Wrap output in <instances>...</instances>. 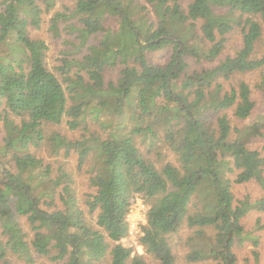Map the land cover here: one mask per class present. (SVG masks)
Listing matches in <instances>:
<instances>
[{
    "label": "trees",
    "instance_id": "1",
    "mask_svg": "<svg viewBox=\"0 0 264 264\" xmlns=\"http://www.w3.org/2000/svg\"><path fill=\"white\" fill-rule=\"evenodd\" d=\"M60 1L0 0L1 264H12L10 253L27 264H176L173 236L187 228V264H237L235 245L258 244L242 219L264 210V199H237L230 173L237 169L235 182L255 180L264 189V158L244 136L231 137L226 112L216 127L208 113L232 108L248 119L256 107L249 83L224 91L223 81L264 67V0H190L187 9L184 0H148L159 14L155 29L144 14L133 18L132 0H76L70 16L79 19L82 46L106 30V15L121 22V44L107 55L96 45L63 58L55 67L61 77L46 64V41L32 34ZM54 13L56 27L66 14ZM186 23L198 32L172 33ZM236 27L242 45L221 57ZM167 44L168 63L151 64L146 51ZM118 57L124 67L116 82H106L105 67ZM189 58L217 64L190 72ZM256 86L264 92L263 71ZM102 113L113 117L104 123ZM91 115L108 129L106 137L91 130ZM63 123L84 133L69 138L54 128ZM263 128L264 111L245 132L262 135ZM165 146L171 160L161 153ZM44 148L77 155V170L89 175L82 199L67 161H46ZM138 197L146 207L143 253L123 243Z\"/></svg>",
    "mask_w": 264,
    "mask_h": 264
},
{
    "label": "rangeland",
    "instance_id": "2",
    "mask_svg": "<svg viewBox=\"0 0 264 264\" xmlns=\"http://www.w3.org/2000/svg\"><path fill=\"white\" fill-rule=\"evenodd\" d=\"M134 4L137 5L136 14H133V18L137 19L140 15L144 14L145 19L148 24H152L155 29L159 23V14L155 12V8L148 2V0H132ZM76 0H62L59 2L57 6V11L55 13H65L60 20H58L56 27L53 26L52 13L44 14L43 23L39 29H32V34L35 37L43 38L48 44V51L46 54V64L52 69L55 70L57 65L62 63V59L67 58H75L81 57L86 52H89V49L92 46L101 45L100 50L103 55H107L108 50L115 49L118 45H120V36H121V22L111 15H106L104 19V27L105 31H100L95 35H92L88 38L85 45H81L80 38L78 37L80 31L78 27L81 26L79 19L77 16H70L72 14V7L75 5ZM190 0H184L183 6L187 9ZM54 13V14H55ZM143 21V22H144ZM189 23L177 25L175 27V31L172 33L174 35L184 34H195L197 31H192L188 26ZM193 36V35H191ZM228 39L225 44V49L223 50L221 57H225L228 54H234L236 50L242 45V33L238 27L233 29L227 35ZM263 37H264V24H263ZM134 39L129 40L128 44L133 46ZM257 52L259 54L262 53V46H257ZM173 52L172 44H167L161 48L155 50H147L146 57L149 62L153 65L165 66ZM133 59L130 58L129 61ZM189 71L192 72L194 69H201L203 67H212L217 64V61H201L198 62L194 58H189ZM124 67V63L121 61V57L117 58V62L114 64H108L105 67L104 76L106 82H116L117 78L120 74V70ZM56 71V70H55ZM264 72V67L255 71L246 72V73H237L233 77L228 80L223 81L224 83V91L227 89H231L233 86H236L240 81L244 80L252 88V97L256 101V107L252 112V115L248 119H239L234 115V111L232 108L228 110H219V111H211L208 113L210 119L213 121V126L216 127V118L218 115L223 113H227L229 118L231 119V124L233 127L232 138H240L242 136L246 147L251 151H256L259 156L264 158V128L262 129V135H250L247 136L245 132V128L252 124L256 118L264 111V92L257 88L256 83L259 81L261 72ZM58 74L60 71H56ZM72 70L70 73H73ZM61 77V74H59ZM182 80V79H180ZM188 92V91H186ZM194 99L193 95H188V100L192 101ZM93 103H97L98 99H93ZM113 116L102 113L100 116V120L104 123H108ZM89 119V127L91 130H94L102 137H106L108 135V129H106L99 120L96 118ZM123 119L118 123L121 126L123 125ZM0 127L2 128V122L0 121ZM58 132L69 138H79L84 133L83 128H79L76 130H72L69 128L68 124L63 123L61 126L54 127ZM236 129H241L238 133ZM243 133V134H242ZM4 135V131H0V140H2V136ZM144 146V145H143ZM63 150H61L60 155L52 154V152L46 148L39 151L40 156L44 157L46 161H55L56 165L58 164L56 161H63L65 159L67 161V166L73 171V175L75 178V187L78 193V196L82 199L84 196V192L88 191V174L84 171L79 172L76 168L77 164V155H72L70 158H64ZM163 155H168L165 160H171L172 156L169 154L167 147L163 148ZM58 159V160H57ZM238 170L235 169L234 173H230V177L232 180V188L237 199H244L245 197H250L252 201L257 199H264V189L260 186V184L251 180L244 183L235 182V177ZM143 199L138 197L132 207V211L130 212L128 219L130 220V232L129 235L123 239V243L125 245L132 246L135 251L139 253H143V246L140 244V235L142 234L141 226L146 221L145 220V212L146 207L142 208ZM58 206L62 207V202L57 200ZM145 204V203H144ZM242 223L244 227L251 231L254 235L258 236V244H255L253 240H246L242 245H235L234 251L237 254V264H264V210H253L248 215H246L242 219ZM188 236V228L183 229L181 233L175 234L173 237L174 243L176 246L177 253V262L176 264H187L183 258V253L185 251L184 242L186 241ZM17 255L9 254L8 259L11 263L18 264H27L26 260L18 259ZM40 259H37V262ZM47 264H55L54 262H50L46 260ZM211 260L205 261L203 264H210ZM1 264V261H0ZM194 264V263H191ZM196 264V263H195Z\"/></svg>",
    "mask_w": 264,
    "mask_h": 264
},
{
    "label": "built area",
    "instance_id": "3",
    "mask_svg": "<svg viewBox=\"0 0 264 264\" xmlns=\"http://www.w3.org/2000/svg\"><path fill=\"white\" fill-rule=\"evenodd\" d=\"M142 208H145V204H144V202H142Z\"/></svg>",
    "mask_w": 264,
    "mask_h": 264
}]
</instances>
